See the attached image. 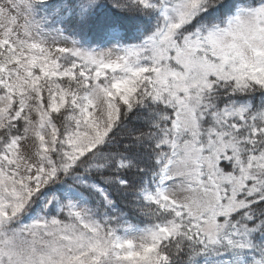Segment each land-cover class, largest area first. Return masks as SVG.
Wrapping results in <instances>:
<instances>
[{"label": "snow or ice", "instance_id": "obj_1", "mask_svg": "<svg viewBox=\"0 0 264 264\" xmlns=\"http://www.w3.org/2000/svg\"><path fill=\"white\" fill-rule=\"evenodd\" d=\"M0 264H264V0H0Z\"/></svg>", "mask_w": 264, "mask_h": 264}]
</instances>
